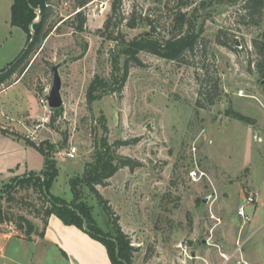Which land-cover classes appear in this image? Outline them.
Segmentation results:
<instances>
[{
  "label": "rangeland",
  "instance_id": "1",
  "mask_svg": "<svg viewBox=\"0 0 264 264\" xmlns=\"http://www.w3.org/2000/svg\"><path fill=\"white\" fill-rule=\"evenodd\" d=\"M102 1L106 9L99 13L95 6ZM112 1L88 0L83 8L86 31L79 33L68 20L76 0H52L55 20H61L57 30L29 55L20 77L14 75L0 84L4 103L0 127L54 147L58 175L49 192L66 203L73 198L71 178L81 180L96 170L101 174L103 168L111 169L113 144L128 142L115 148L116 153L138 161L139 167L118 170L106 186L95 187L97 195L81 183L77 190L95 225L110 239L121 235L127 243L132 264H238L242 260L264 264V81L253 66L252 46L253 40L264 41V19L257 27L238 25L233 14L242 0H197L186 11L190 15L196 10V30L207 42L205 56L199 52L193 65L187 66L142 53L144 66L129 69L119 97L117 88L129 50L95 33L110 15ZM0 2L3 18L12 0ZM161 8L157 0H121L126 18L134 10L142 15L150 11L157 19ZM8 23L6 19L4 24ZM156 26L157 35L165 36L168 23L157 21ZM220 29L227 32L231 50L216 43ZM30 30L33 34L31 26ZM148 31L143 22L133 30L121 28L127 41ZM4 59L0 56V61ZM6 62H0L5 63L0 70ZM55 74L61 82L62 105L54 112L40 100L49 95ZM214 80L218 97L209 105L200 92L210 89ZM91 84L95 99L88 109ZM229 108L255 124L247 126L226 117ZM71 147L76 148L74 159L56 158ZM12 167L0 169V180ZM3 183L0 209L11 218L26 217L43 233L46 224L18 204L25 200L37 207L38 194L30 186H15V181ZM10 187L15 188L13 194L5 198ZM248 197L255 203L246 207L250 222L243 225L237 208ZM6 227L11 225L0 224V230ZM48 259L44 264H63ZM21 260L26 262V257Z\"/></svg>",
  "mask_w": 264,
  "mask_h": 264
},
{
  "label": "trees",
  "instance_id": "2",
  "mask_svg": "<svg viewBox=\"0 0 264 264\" xmlns=\"http://www.w3.org/2000/svg\"><path fill=\"white\" fill-rule=\"evenodd\" d=\"M162 5L160 9V16L157 19L151 15L150 11L145 15L137 14L134 10L126 18L121 11V0H113L111 2L110 15L105 19L102 28L96 30V34L104 40L114 42L119 47H124L129 50L128 56L124 59L122 66V77L117 88L118 95L121 97L122 88L128 77L129 69L132 67H143L144 64L139 58V55L144 53L155 56L157 58L174 62L177 65H193V58L198 53L205 56L206 40L202 36L201 30H196V15L194 10L190 15L186 9H189L193 5H196L197 0H157ZM163 1V3H162ZM174 2L172 5L171 3ZM205 2H200L202 9L207 6ZM88 4V0H76L74 5V14L69 17V26L76 32L83 33L86 31V16L83 8ZM39 19L35 22L36 19ZM234 22L238 25L246 26H259L264 19V0H242V6L233 14ZM55 12L53 10L52 0H13L10 8V25L21 29L26 34V45L22 52L6 67L0 70L2 79L0 84L4 81H10L11 78L16 75L20 77L26 70L29 64V55L37 51L44 40L49 34L57 30V24L61 20H55ZM168 23V32L165 36L157 35L156 22L163 21ZM63 21L62 23H64ZM140 22H143L149 31L145 36L134 38L131 41H127L125 34L121 32V28L136 29ZM31 29L33 34H31ZM227 32L220 29L216 36V43L229 50L232 49V43L229 42ZM252 46L256 55V60L253 62V66L258 74L260 80L264 81V41L253 40ZM10 71H6L7 68ZM208 83V81H206ZM115 83V82H114ZM90 85L87 94L86 102L88 109L91 103L94 101L92 95V86ZM211 87L204 92H200V95H205L207 104L211 105L218 97V81L214 80ZM207 87V86H206ZM264 88V85H263ZM198 107L204 106L197 102ZM52 111H58L57 109ZM225 116L244 123L247 126L255 124L254 119L234 111L229 108L225 111ZM1 134L10 135L15 139L22 140L25 145H28L35 149L44 159L43 169L40 173H28L22 178L16 177L11 180V183L15 181V186L25 189V187H32L33 192L37 193L40 204L34 206L21 200L18 204L23 205L26 209L32 211L35 214V218L40 219L45 225L48 218L52 215L60 219L65 225H73L83 230L82 228V216L86 222L90 233H87L92 238L100 241L106 247L108 257L111 264H132L131 253L127 248V243L123 242L121 235L115 239H110L106 233L102 232L94 223L91 211L88 206L79 201V191L77 187L79 183L86 185L92 192L97 195L95 187L97 185L106 186V181L110 179L118 170L122 168H128L134 170L140 166V163L128 157L120 156L116 153V149L122 145L128 144V142H115V148L112 151V161L115 162L114 166L109 170L103 168V172L98 174V170L95 171L93 176L86 177L84 179L71 178L69 185L73 194V198L69 203H66L63 199L55 197L50 194L49 189L52 183L56 180L58 175V169L56 161L53 158V154L56 151L52 145L47 142L35 143L29 138H22L17 133H8L5 129L0 128ZM66 139L62 142L61 148L66 145ZM57 152V151H56ZM55 152V153H56ZM43 176V179L42 177ZM10 184V183H9ZM9 184H6L7 186ZM14 186V187H15ZM15 189V188H14ZM12 187L8 189V194L5 198L10 197L13 194ZM46 192V193H44ZM100 201L102 202L101 198ZM24 202V203H22ZM64 202V203H63ZM27 203V204H25ZM8 223L11 227L20 234L23 238L30 240L32 235L38 234V231L34 224L22 215L11 218L7 216L0 209V224ZM114 226L117 233L121 234L120 228L117 223ZM84 231V230H83ZM114 240L115 242H113ZM116 247L118 253L116 255ZM64 255V254H63Z\"/></svg>",
  "mask_w": 264,
  "mask_h": 264
},
{
  "label": "crops",
  "instance_id": "3",
  "mask_svg": "<svg viewBox=\"0 0 264 264\" xmlns=\"http://www.w3.org/2000/svg\"><path fill=\"white\" fill-rule=\"evenodd\" d=\"M11 5L12 3L6 16L2 18L0 13V56L6 58L5 61L0 62L7 61L5 66L22 52L27 40L26 34L21 29L10 25ZM6 19L9 20L7 26L4 24ZM17 29L22 34L16 32ZM17 85L19 83L8 87L7 90ZM3 105L1 101L0 106ZM27 117L31 118L29 115ZM30 133L33 131L27 136ZM67 151L59 152L56 158L68 159L64 157ZM43 165L44 159L35 149L25 145L22 140L0 133V169L5 171L8 166L15 167L6 172L7 177L4 179L10 182L16 177L22 178L28 172L40 173ZM4 179L0 180V184ZM37 231L38 234L32 235L30 240H27L12 227L0 230V264H44L49 260L48 258H54V263L62 262L63 264H110L104 244L76 226L65 225L54 215L48 218L43 233L40 232L41 230ZM23 256L26 257V262L21 260Z\"/></svg>",
  "mask_w": 264,
  "mask_h": 264
},
{
  "label": "built area",
  "instance_id": "4",
  "mask_svg": "<svg viewBox=\"0 0 264 264\" xmlns=\"http://www.w3.org/2000/svg\"><path fill=\"white\" fill-rule=\"evenodd\" d=\"M95 8H99V13H102L105 9H106V3L105 2H100L98 5L95 6ZM40 104L41 105H46L47 104V98L40 100ZM65 158L68 159H74L76 157V148L71 147L68 149V151L64 154ZM195 176V175H194ZM193 176V179H194ZM255 200L252 197H248L246 199H244L243 203L237 208V217L238 219L241 220V222L244 224H247L250 222V216L248 215L247 211H246V207L248 205H254ZM237 250H240V244L237 243ZM238 264H248L245 261H238Z\"/></svg>",
  "mask_w": 264,
  "mask_h": 264
},
{
  "label": "water",
  "instance_id": "5",
  "mask_svg": "<svg viewBox=\"0 0 264 264\" xmlns=\"http://www.w3.org/2000/svg\"><path fill=\"white\" fill-rule=\"evenodd\" d=\"M38 20H39V19L37 18V19L35 20V22L38 21ZM60 88H61L60 78L58 77L57 74H55V75H54L53 86H52V88H51V90H50V92H49V95L47 96V106H48L50 109L55 110V109L60 108L61 105H62V100H61V98H60ZM41 177H42V179H43V176H41ZM44 193H46V192H44ZM80 217H81L82 222H83V224H82V228H83L84 232H86V233H90V231H89V229H88V227H87V222H86V220H85L82 216H80ZM112 241L115 242L114 240H112ZM115 243H116V242H115ZM117 253H118V249H117V247H116V255H117Z\"/></svg>",
  "mask_w": 264,
  "mask_h": 264
}]
</instances>
